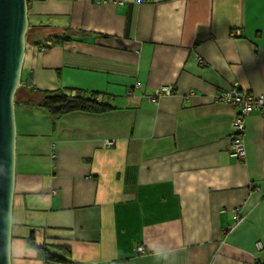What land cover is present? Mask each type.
Listing matches in <instances>:
<instances>
[{"label": "crops", "instance_id": "1", "mask_svg": "<svg viewBox=\"0 0 264 264\" xmlns=\"http://www.w3.org/2000/svg\"><path fill=\"white\" fill-rule=\"evenodd\" d=\"M28 16L20 86L116 109L15 103L11 263L49 247L62 264H264V116L245 117L241 161L239 110L216 100L264 95V0H35Z\"/></svg>", "mask_w": 264, "mask_h": 264}, {"label": "water", "instance_id": "2", "mask_svg": "<svg viewBox=\"0 0 264 264\" xmlns=\"http://www.w3.org/2000/svg\"><path fill=\"white\" fill-rule=\"evenodd\" d=\"M29 28L27 0H0V264H12L15 96L21 85Z\"/></svg>", "mask_w": 264, "mask_h": 264}, {"label": "trees", "instance_id": "3", "mask_svg": "<svg viewBox=\"0 0 264 264\" xmlns=\"http://www.w3.org/2000/svg\"><path fill=\"white\" fill-rule=\"evenodd\" d=\"M29 3L35 0H27ZM31 28L27 33L28 38L31 37ZM67 34H70L68 31ZM70 37L63 33L61 37L51 39V43L56 44L59 42L67 41ZM41 42L36 45L41 48H47L50 44H43ZM15 103H21L28 108H39L48 112L55 119L61 118L67 114L74 112H85L91 114H104L116 108L109 103L99 100L98 93H87L80 90H55V91H37L33 92L26 87L19 88L16 96ZM28 243L35 247L33 238L28 239ZM59 250H68L65 247H57ZM55 249L49 247H37L39 257L44 261V264H62L67 261L62 255L54 251Z\"/></svg>", "mask_w": 264, "mask_h": 264}, {"label": "built area", "instance_id": "4", "mask_svg": "<svg viewBox=\"0 0 264 264\" xmlns=\"http://www.w3.org/2000/svg\"><path fill=\"white\" fill-rule=\"evenodd\" d=\"M139 86L140 84L136 85V87ZM173 92V87L169 86L158 90L155 95L158 97L164 95L169 96ZM216 100L231 105L239 110L237 116L232 122L233 133L228 149L234 157L243 161L246 158V149L243 140L245 133V117L254 111L260 112L264 116V95L254 96L245 94L234 88L229 91L217 93ZM237 217L241 219L242 216L238 213ZM143 251V247L138 248V252L142 253Z\"/></svg>", "mask_w": 264, "mask_h": 264}, {"label": "rangeland", "instance_id": "5", "mask_svg": "<svg viewBox=\"0 0 264 264\" xmlns=\"http://www.w3.org/2000/svg\"><path fill=\"white\" fill-rule=\"evenodd\" d=\"M26 45H27V44H26ZM139 87H140V86H139ZM139 87H138V88H139Z\"/></svg>", "mask_w": 264, "mask_h": 264}]
</instances>
